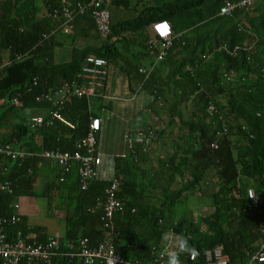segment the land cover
<instances>
[{"label": "trees", "instance_id": "1", "mask_svg": "<svg viewBox=\"0 0 264 264\" xmlns=\"http://www.w3.org/2000/svg\"><path fill=\"white\" fill-rule=\"evenodd\" d=\"M66 1L65 5L75 6V26L71 32L61 33L62 38L73 45L79 36L85 38L95 32L101 45L73 46L70 60L63 64H57L52 54L54 47L61 45L54 33L59 31V23L50 17L41 19L34 0H25L16 9L10 5L0 8V51L9 50L8 64L0 70V102L6 109L0 115V125L7 124V115L19 107L14 99L24 109L50 110V102L43 98L38 102L37 98L76 79L90 54L106 59L108 72L110 63L124 62L121 67L128 77L137 78L154 98L148 110L160 117L167 116L168 122L163 128L149 129L154 133L150 143L136 144L127 155L113 158L112 179L97 177L82 190L78 177L71 180L72 171L64 175L63 182L59 180L62 172L55 176L50 191L64 187L72 197L71 210L65 215L61 249L75 250L83 238L96 247L107 241L108 230L118 233L113 238L115 248L130 262L167 264L169 253L178 249L182 236L191 248L180 254L182 264H206V251L217 246L222 247L230 264L249 262L261 246L264 226V0H255L258 4L254 9L253 3L230 17L219 15L226 0H175L162 4L105 0L104 8L111 17V32L106 39L100 38L91 10L78 15L76 5L89 0ZM46 3L52 12L63 8L61 0ZM162 19L173 21L175 33L182 37L173 41L164 60L146 67H154L146 79L139 72L141 64L125 57L124 51L138 43L139 38L147 42V30ZM81 22L82 29L77 31ZM46 34L48 38H44ZM162 68L168 72L165 78ZM232 73L234 78L226 82L225 75ZM108 78L109 73L103 87L92 96H79L72 90L60 119L53 125L32 129L28 122H17L0 145L13 144L16 149L27 148L26 151L35 153L58 147L63 151L76 150L77 141L90 129L91 116L98 115L93 101L103 100L104 104L96 109L105 110L113 99L106 93ZM210 105L217 112L209 111ZM214 143L217 148L212 146ZM40 158L43 157L24 162L0 158L12 163L11 168L6 164L0 169V182L10 180L14 188L13 194L0 192V218L13 215V205L20 195L34 193L36 161ZM210 170H215L216 179L212 193L202 188ZM113 179L120 182L119 197L127 210L115 214L106 229L103 212L95 207ZM249 188L260 197L256 208L247 196ZM206 192L212 199L210 212L197 220L186 215L175 219L180 203L190 195ZM18 230L37 233L41 242L49 238L43 227L20 225L7 227L10 241L15 240ZM153 246L158 247L160 255L164 253V259L158 258V263L152 256ZM194 253L196 259L191 260ZM53 264L69 262L65 257H57ZM253 264L264 262L256 260Z\"/></svg>", "mask_w": 264, "mask_h": 264}, {"label": "built area", "instance_id": "2", "mask_svg": "<svg viewBox=\"0 0 264 264\" xmlns=\"http://www.w3.org/2000/svg\"><path fill=\"white\" fill-rule=\"evenodd\" d=\"M255 0H242L238 3L226 0L221 6L219 15L222 17H230L238 9L250 8ZM63 8L61 10L55 9L53 12L49 9L46 11V17L54 19L59 23V31L67 34L74 29L75 17L73 15V7L65 5L66 0H61ZM105 0H89V2L78 3L76 5L78 15L86 13L91 10L92 18L95 22L97 32L101 39H106L111 32V17L107 9L104 8ZM151 31L153 37L150 38L148 46L155 50L157 60L162 61L166 58L167 52L171 49L173 41L179 37L176 34L173 26L166 20H158L152 24ZM48 38V34L44 35ZM1 69V68H0ZM154 69L153 66L149 68H140L139 72L145 75L147 79L149 74ZM108 61L104 58L95 55H88L82 64L80 72L77 73L72 82L64 83L55 92L44 94L43 97H38L37 101L43 99L52 104L47 117L33 116L29 119L28 124L32 129L41 127L42 125H53L55 120L60 119L62 111L65 108L72 90L79 96H92L99 91L105 84V79L108 76ZM226 82L232 81L234 74L225 75ZM83 80V81H81ZM79 81H81L79 83ZM43 98V99H42ZM15 105L22 103L18 99H14ZM209 111L217 112V109L210 105ZM220 119L222 116L220 115ZM223 121V119H222ZM101 129V120L92 118L90 129L85 137L77 141L76 150L63 151L60 147L51 150H45L40 154L29 152L26 150L16 149L13 144L0 145V158L7 157L14 161L24 162L27 159L35 157H43L50 159L58 164L62 172L60 181H64V175L70 173L74 167L77 169V177L82 190H86L92 180L99 176V168L103 162V155L98 152L97 133ZM154 133L149 129L139 131L136 135L127 136L126 143L128 149L131 151L136 144L150 143ZM212 146L218 147L216 143ZM7 172V169L4 170ZM29 174L32 173L30 169ZM0 192L9 194L14 193L12 181L3 180L0 182ZM120 182L112 180L110 186L106 189L105 194L98 199L95 210L103 212L104 227L107 229L115 214L125 213L127 210L126 203L119 197ZM247 196L252 201L254 207H258L260 197L255 193L253 188L247 190ZM253 207V206H252ZM14 213L9 219L0 218V261L2 264H53L57 257H65L69 264H98V261L105 262V264H139L130 262L118 252L113 243L116 232H108L107 241L100 243L96 247H91L87 238L80 239L76 245L75 250L63 251L61 249L62 240L59 237H49L46 242H41L37 233L25 234L24 231H16L15 240L8 239L7 227H17L23 223V215L21 214L20 204L14 203ZM135 209L131 212L135 213ZM263 240L257 253L246 264H253L254 261L264 262V226L261 228ZM158 247H152V256L159 262L158 258L164 259V253L157 256ZM191 260L196 259V254H192ZM206 264H230V262L223 256V249L217 246L214 249L207 250L205 253ZM163 264V263H161Z\"/></svg>", "mask_w": 264, "mask_h": 264}, {"label": "crops", "instance_id": "3", "mask_svg": "<svg viewBox=\"0 0 264 264\" xmlns=\"http://www.w3.org/2000/svg\"><path fill=\"white\" fill-rule=\"evenodd\" d=\"M148 2L151 4H162L164 2H173L175 0H135V2ZM21 2H25V0H0V8L5 7L7 8L8 5L12 6L14 9L21 6ZM36 3L37 15L41 19H44L46 17L45 13L49 9L48 5H46L47 0H34ZM9 6V7H10ZM2 13V9L0 10ZM166 20V19H162ZM168 21L174 28L173 21ZM156 22V21H155ZM54 22L55 27L57 26V23ZM80 31L82 29V22L76 27ZM59 30V26H58ZM57 34V39L60 46H56L53 49V59L57 64H63L70 60L71 56V50L72 47H94L97 48L101 45V42L96 37V33L92 32L89 37H82L79 36L76 41L71 44V41H69L66 38H62L61 32L55 30L54 32ZM149 33V38L147 39V42L143 40L137 41L138 43L132 44V46H129L124 51V56L129 59H135L136 62H139L141 64V67H147L151 65L152 63L159 62L154 56H152L154 53L152 51H149V48H145V44L148 46V42L151 37H153L152 31L149 27V29L146 32V35ZM181 33V32H179ZM144 37V36H143ZM182 34H179L178 38H181ZM144 39H146L144 37ZM150 52V54L148 53ZM155 55V54H154ZM167 57V56H166ZM9 61V50H1L0 51V68L3 69L5 65L8 64ZM121 64H124V62H117V63H110L109 64V78L107 81V90L106 93L110 95L113 99L108 101V108L103 110L101 108V116H91L93 118H100L102 120V126L101 130L99 131L97 135L98 139V147L101 150V153L103 155V162L102 165L99 168V176L100 178L109 180L112 179L114 176V165H113V158L118 156H125L129 153L127 143H126V137L132 136L133 134H137L139 131H142L144 129H151V128H163L167 122L168 118L167 116L160 117L159 115L151 112L148 110V106L154 101V98L150 93L144 90L143 85L139 80L134 77L129 78L127 75V71H124L121 67ZM128 67V66H127ZM0 69V70H1ZM131 70H133L131 68ZM167 69L162 68L161 75L163 78H165L167 74ZM98 101V99L96 100ZM100 103L104 104L103 100L100 101ZM99 102L96 104V107L99 109L100 104ZM3 104L0 102V115L1 113L5 112V108L1 107ZM18 106V105H16ZM52 107V105H51ZM23 106L19 105L17 109L13 110L7 115L5 123V119L3 120L5 125H0V140L4 139L6 134L9 132V129L14 125L17 124V122H28L29 119L33 116H47L49 114V109L47 108H40L39 109H31L26 108L22 109ZM140 113H146L148 116L147 118H139ZM145 114V115H146ZM91 120V118H90ZM177 128V127H176ZM177 129H175V132ZM178 132V131H177ZM176 132V133H177ZM34 140L36 141L37 138L35 137ZM35 143V142H34ZM36 144V143H35ZM164 144V140L160 141V145L162 146ZM159 146V145H158ZM18 147V146H17ZM19 148V147H18ZM27 150V148H25ZM161 151H164L160 147ZM37 154H40L39 152H36ZM8 165V168H11L12 163L5 161V159H0V169L4 167V165ZM37 164V179L34 183L33 190L34 193L27 194L24 193L20 195L16 202L20 204V211L23 215V223L22 225L29 226V228L34 227H43L45 229V233L47 237H59L60 239L64 236L66 223L64 222L63 231L62 234H59L57 230L52 226L44 222V220L49 215L50 209H56V205H52L51 202L46 204V207L42 205L43 199L40 200L38 203L37 200H39L38 197H48V198H59L60 203L66 207V211L68 210V205L72 202V197L68 195L67 189H63L64 187H61L59 190H53L50 191V186L55 181V176L61 172L60 167L52 161H47L43 158H40L36 161ZM76 167L72 170V177L71 180L77 179V169L74 170ZM62 176V173H61ZM60 176V177H61ZM210 179L215 181V170H210L207 175L206 179ZM60 180V178H59ZM212 182V185L214 184ZM210 185V184H209ZM64 186V185H63ZM26 192V191H25ZM30 198H32L33 202H31ZM23 201V203H21ZM15 202V203H16ZM25 202V204H24ZM32 203H35L38 208L42 207V210H44L43 213H45V218H37L32 213L31 207L33 206ZM44 203V202H43ZM54 204V203H53ZM47 206L50 209H46ZM67 213H65L66 215ZM65 219V216H64Z\"/></svg>", "mask_w": 264, "mask_h": 264}, {"label": "rangeland", "instance_id": "4", "mask_svg": "<svg viewBox=\"0 0 264 264\" xmlns=\"http://www.w3.org/2000/svg\"><path fill=\"white\" fill-rule=\"evenodd\" d=\"M258 2H255L252 9L255 8V5H257ZM98 101L94 100L93 101V110L94 112H96L98 115H102L101 114V111L96 109L97 107L94 105V104H97ZM146 113H140L139 115V118H147L148 119V116L147 114L145 115ZM165 152V149L164 151ZM213 180H210L209 178L205 181H203L202 183V188L204 190V188L206 190H209L210 193L213 192L214 190V187L212 185V182ZM214 183V181H213ZM210 184V185H209ZM208 192V193H209ZM208 193L206 192L203 193V195H200L199 193H196L195 195H190L187 199H185L182 203H180L178 206H177V209H176V216H175V219L178 220L180 218H182L184 215H186L188 218H195V220H197V218L199 216H202L203 214H206L208 212L211 211L212 209V199L210 197V195H208ZM39 200H37V202L39 203L40 200L43 199V202H42V205L46 207V204L50 203L51 202V207L52 205H56V209H50L48 206L46 209H50L49 210V215L48 217L44 220L45 223L49 224V225H52L59 234H62V231H63V226H64V222H65V219H64V216H65V213H68L70 210H71V203L68 205V208L69 210L66 211V207L63 206L60 201H59V198L56 197H38ZM31 202H33L32 198H30ZM21 203H23V201H21ZM54 203V204H53ZM25 204V202H24ZM33 206L31 207V210H32V213L34 214V216L37 218H45L46 215L44 212V210H42V207L38 208V206L35 204V203H32ZM64 235V234H63ZM167 238L170 237V234H167L166 235Z\"/></svg>", "mask_w": 264, "mask_h": 264}, {"label": "clouds", "instance_id": "5", "mask_svg": "<svg viewBox=\"0 0 264 264\" xmlns=\"http://www.w3.org/2000/svg\"><path fill=\"white\" fill-rule=\"evenodd\" d=\"M185 251H191V248L187 238L182 236L179 239L178 249L169 253L167 264H182L180 254Z\"/></svg>", "mask_w": 264, "mask_h": 264}]
</instances>
